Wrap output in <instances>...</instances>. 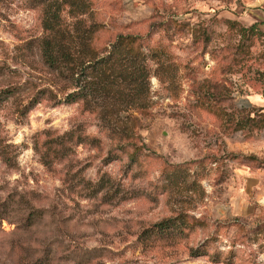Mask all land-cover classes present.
I'll use <instances>...</instances> for the list:
<instances>
[{
    "label": "rangeland",
    "instance_id": "obj_1",
    "mask_svg": "<svg viewBox=\"0 0 264 264\" xmlns=\"http://www.w3.org/2000/svg\"><path fill=\"white\" fill-rule=\"evenodd\" d=\"M49 1L0 0V264H264V0H52L100 57L121 35L147 57L71 103Z\"/></svg>",
    "mask_w": 264,
    "mask_h": 264
},
{
    "label": "trees",
    "instance_id": "obj_2",
    "mask_svg": "<svg viewBox=\"0 0 264 264\" xmlns=\"http://www.w3.org/2000/svg\"><path fill=\"white\" fill-rule=\"evenodd\" d=\"M57 4L58 1L52 0L47 4L42 21L44 36L40 39L39 45L46 65L55 70L65 81L78 80L80 91L69 93L66 102L71 103L81 98H90V102H106L116 94L123 96L126 93L123 91L124 86L130 80L137 81L141 76H145L147 57L137 46L136 37L119 36L112 44L108 55L100 57L99 49L93 43V34L98 29L79 28L81 24L79 22L76 26L77 30H74L75 26H71L61 17L60 6ZM255 26L253 25L252 28L254 29ZM134 93L142 103L144 93L140 84ZM103 118L108 124H112L106 113ZM6 154L4 150H0L4 161L11 164L12 159ZM179 218H170L159 223V230L181 226L182 223L177 222Z\"/></svg>",
    "mask_w": 264,
    "mask_h": 264
}]
</instances>
